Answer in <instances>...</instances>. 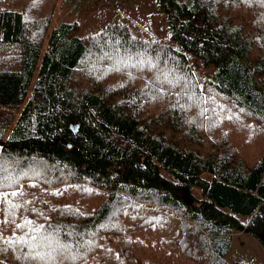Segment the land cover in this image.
Segmentation results:
<instances>
[{"label": "trees", "instance_id": "1", "mask_svg": "<svg viewBox=\"0 0 264 264\" xmlns=\"http://www.w3.org/2000/svg\"><path fill=\"white\" fill-rule=\"evenodd\" d=\"M160 2L174 44L0 0V264H229L264 232V0Z\"/></svg>", "mask_w": 264, "mask_h": 264}, {"label": "rangeland", "instance_id": "2", "mask_svg": "<svg viewBox=\"0 0 264 264\" xmlns=\"http://www.w3.org/2000/svg\"><path fill=\"white\" fill-rule=\"evenodd\" d=\"M61 1L63 3L59 7L54 23L58 24L60 20L76 21L79 28L74 35L85 37L97 34L108 24L124 21L135 29H142L147 37L174 44L160 0ZM203 177L210 179L208 174ZM192 192L196 197L203 198L202 190L198 186L194 187ZM240 220L247 224L249 217L242 216ZM226 260L229 264L234 261L264 264V244L259 236L244 231L235 232Z\"/></svg>", "mask_w": 264, "mask_h": 264}, {"label": "water", "instance_id": "3", "mask_svg": "<svg viewBox=\"0 0 264 264\" xmlns=\"http://www.w3.org/2000/svg\"><path fill=\"white\" fill-rule=\"evenodd\" d=\"M63 141L65 142V144L67 145V147L71 148L72 144L69 143L67 140L63 139ZM186 202H188L189 204H192L193 203V200L192 199H187L186 198ZM259 238L261 239V241L263 242L264 244V232L262 234L259 235Z\"/></svg>", "mask_w": 264, "mask_h": 264}]
</instances>
